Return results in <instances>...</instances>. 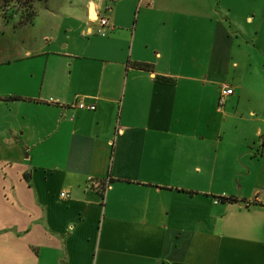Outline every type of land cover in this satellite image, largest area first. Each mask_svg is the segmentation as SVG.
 <instances>
[{
	"label": "crops",
	"instance_id": "crops-1",
	"mask_svg": "<svg viewBox=\"0 0 264 264\" xmlns=\"http://www.w3.org/2000/svg\"><path fill=\"white\" fill-rule=\"evenodd\" d=\"M35 7L0 48V264H264V87L238 40L264 0Z\"/></svg>",
	"mask_w": 264,
	"mask_h": 264
},
{
	"label": "rangeland",
	"instance_id": "rangeland-1",
	"mask_svg": "<svg viewBox=\"0 0 264 264\" xmlns=\"http://www.w3.org/2000/svg\"><path fill=\"white\" fill-rule=\"evenodd\" d=\"M36 1L38 0L33 1L34 6ZM18 4V2L14 1L10 6L0 10V17L2 18L4 15H13V17H10L13 19L0 24V26L2 27L0 29L4 30V32L0 34V48L9 46L11 50H14L16 46H19L24 43L22 42L23 37L20 34V32H22L24 29L21 30L18 28L17 31L12 30L15 24L20 23V13L17 12ZM15 12L18 14L14 15ZM251 35L252 31L248 30V35L246 37H240L238 40L241 41L242 46H245L244 48H246V52L251 54L250 57L252 58V63L248 67V70H245V76L248 79L252 78L251 80H254V82L258 84L255 85L256 88L260 90L261 82L262 87H264V31L260 32L258 35L254 34L253 37H251ZM236 70L238 72L240 69ZM226 78V83L232 85L234 78L233 70H230V73Z\"/></svg>",
	"mask_w": 264,
	"mask_h": 264
},
{
	"label": "trees",
	"instance_id": "trees-1",
	"mask_svg": "<svg viewBox=\"0 0 264 264\" xmlns=\"http://www.w3.org/2000/svg\"><path fill=\"white\" fill-rule=\"evenodd\" d=\"M18 2V13H20V24H30L34 22V19L37 14L36 7L34 6V0H0V10L8 7L12 4V2ZM18 13H14L18 14ZM13 15H4L3 18L6 21L11 20Z\"/></svg>",
	"mask_w": 264,
	"mask_h": 264
},
{
	"label": "built area",
	"instance_id": "built-area-1",
	"mask_svg": "<svg viewBox=\"0 0 264 264\" xmlns=\"http://www.w3.org/2000/svg\"><path fill=\"white\" fill-rule=\"evenodd\" d=\"M100 21V24L103 26V27H106V26H109L110 25V22H109V19L107 17H101L99 19ZM234 92V89L232 87H230L229 85H225L221 91V98H220V105H223L225 103V99L228 95L230 94H233ZM80 106L84 107L85 105L83 103H80L79 104ZM91 108H95L94 106H91ZM90 184L92 185V187L94 188H97V189H101L103 188L104 190L107 188L108 186V182H103L99 179H90ZM70 197V193L69 191L67 190H63L61 193H60V198L61 199H68ZM259 200L258 197H256L254 200H248L246 201V204L247 205H251L253 203H256L257 201ZM264 203V201H263Z\"/></svg>",
	"mask_w": 264,
	"mask_h": 264
},
{
	"label": "bare ground",
	"instance_id": "bare-ground-1",
	"mask_svg": "<svg viewBox=\"0 0 264 264\" xmlns=\"http://www.w3.org/2000/svg\"><path fill=\"white\" fill-rule=\"evenodd\" d=\"M92 16L95 17V13H94V11H92Z\"/></svg>",
	"mask_w": 264,
	"mask_h": 264
}]
</instances>
